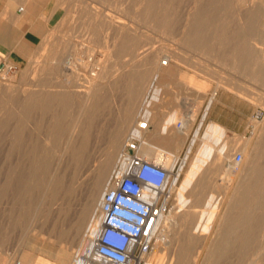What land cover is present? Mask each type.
Listing matches in <instances>:
<instances>
[{
    "label": "rangeland",
    "instance_id": "obj_1",
    "mask_svg": "<svg viewBox=\"0 0 264 264\" xmlns=\"http://www.w3.org/2000/svg\"><path fill=\"white\" fill-rule=\"evenodd\" d=\"M62 1H63L62 2V4H63V6H62L63 7V12H62V15H61V20L48 33V35L41 40V42L38 45L33 46V48L30 50L29 55L26 57V59L21 64L14 65L13 63H11L9 61V59H7L6 55L0 53V74L1 73L3 74V75H0V121H1L0 122V152H1V154H0V159H1L0 160V186H1V188H0V255L3 256V257H6L8 259H10L9 257L13 258L12 257V255H13L14 256V261L12 260L11 264H20L23 261L24 257H29V258L34 259V263H36L37 261H40V262H49L50 264H73L72 261H71V263H66V259H67L66 255L69 253L68 255L71 256L70 257V259H71V258L75 257V254L76 255L78 254L77 253L78 252L77 251V249H78L77 246H78L79 240L81 239L82 234H83V231H81L82 230L81 227L85 226V224H86L85 220H86V217H87V215H85L86 212L84 210V206L87 203H89L90 200H92V197L90 198L89 193H91L90 191L92 190V187L94 186V184H92V183L93 182L95 183V181H94L95 178L92 179L91 181H88V180L82 181V179H80V178L78 179V177L80 175H82V173H86V169H87L86 167L87 166H85V164H84L82 166H85V168L81 167L80 165L76 167L74 165V161L70 158L69 154H66V156L68 155V157L63 156L62 153H64L63 151H65V147L63 148L62 146H66L67 145V143H66L67 141L66 140H68V137L70 135H72V131L73 130H71V129H74L76 127V123H77L79 126L81 125L80 129L88 130V132L91 133L90 134V144H89L91 150H89V153L94 151V152H96L95 153L96 156H99V157L101 156L102 158L106 157V155L105 156H103V155H104V153L107 154L106 152H107V149H108V146H109L108 142H110V145H111V142L114 139V137L122 130L123 126H120V125H123V119L125 118V116L128 115L127 113L132 112L134 109L136 110V108L138 109L140 106L144 107V108H148L147 111L144 110L143 113H146V112L154 113L155 109L157 108V109L160 110V111L158 110V113H174V112L178 111L179 113H188L187 115H191L192 114V115H194V118L196 117L195 118V122H193L194 124L192 123L190 136L188 137V139L186 141V142L189 141L190 145L188 146V148H185L184 150H182L180 152V160L177 163V165L180 164V167H179V170H180L182 168L183 160H185V158H188V164L184 167L182 173L180 174V179H179V181L177 183V187L175 188L177 190L173 191V195H174L173 204H174V207H175L174 211H173V214H175L176 211H177L176 210V205H177V201H178V196L180 195V193L182 194L184 192H187L188 200L186 201V204L185 203L182 204L184 206L181 205V208L183 207V209L191 210L192 212L203 210V209H206V208H208V210H212L211 211L212 213H209V214H211V216H210L211 218H210V221L208 223L209 228L207 226L208 229H206L207 231L205 232L203 237H205V240H206L207 237L209 238L208 244L212 240L220 237L218 234H216V232L219 230L220 225L223 223L221 221L223 220V218L225 216L224 213H226L227 209H228V211H230L232 208H233V211H237V210L240 209L239 205H237V206L234 205L236 203V200H238L237 197L239 199L241 198L240 195L244 194L243 192H245V189H246L244 187L251 180L250 178H251L253 172L255 171L256 168H258V166L261 167V163L264 161V154H263L264 153V130H263L264 129V124H263L264 123V101H263L264 100V84H263L264 83V77H262V76H264V74L261 71H260L261 73L259 72V74H258V70H260V69L253 62V60L250 59V61H251L250 64H252V65H249V66L246 65L248 62H250L249 61V56H247L248 55V51L247 50H249V48L251 46H253V45L258 46L264 51V49H263L264 48V41H263L264 40V0H260V1L259 0H245V1L242 0L244 2V5H243L242 2L240 3L241 0H238L240 4H238L237 0H230V1L229 0H200V1L199 0H197V1H195V0H181V1L180 0H174V1L173 0H159V2L161 1L160 3L158 2V0H150L151 3H150L149 0H145V1L144 0H140L142 3L139 6L137 5L139 3L138 0L137 1L133 0L132 2L131 1L129 2V0H126V2L124 0H122V1L121 0H115L113 2H112V0H102V1L97 0L98 3H96V1H94V0H72V1L71 0H62ZM135 1H136V3H135ZM202 1H203V3H202ZM212 1H214L215 3L213 4ZM246 1L247 2L249 1V2L247 3ZM80 2H81V4H80L81 8H80V11H79L80 5L78 3H80ZM250 2H252L253 4L250 3ZM64 3H66V4H64ZM152 3L154 5H157V6H155L156 8H158L157 10L153 7L154 5ZM191 3H193V4H191ZM194 3H197V4H194ZM201 3L205 4L206 7H204L205 5H201ZM210 3H212L213 5L210 4ZM74 4L76 6L78 4V6L75 7ZM73 5H74V7H73ZM141 5H143V6H141ZM147 5L148 6L151 5L150 8ZM193 5H195V6L201 5L202 9L204 7L203 10L205 12L200 8V6L199 7L197 6L198 7L197 8V7L193 6ZM207 5L209 6L208 9H207ZM82 6H83V8H82ZM95 6H97V7H95ZM247 6H249V7L251 6V7L249 8ZM256 6H259V7H256ZM70 7H71V9H70ZM140 7H142V8L140 9ZM166 7H167V10H165ZM189 7H190V12L191 13L188 10ZM210 7L211 8L213 7L215 9V11H214L213 8H212L213 9L212 10ZM254 7H256V8L255 9H251V8H254ZM84 8H86L85 11H84ZM92 8L97 9L99 11V14L98 15L95 14V12H94L95 10L93 11ZM205 8H206V10L208 12L205 10ZM81 9H82V11H81ZM110 9H112V10H110ZM144 9H145L146 13L144 12ZM150 9H152L151 10L152 12L148 13V12H150ZM200 9L202 11V14H201ZM259 9H260L261 14L258 13L259 11H257ZM147 10H148V12H147ZM172 10H174V11H172ZM239 10L241 11V13H240ZM249 10L251 12H249ZM209 11H211L210 12L211 16H210ZM254 11H256V12H254ZM137 12H139V14ZM155 12H156V14H155ZM162 12L166 13L165 16H164V13H162ZM170 12L172 14L173 13L174 14L172 15ZM206 12H207V14H206ZM212 13H213L214 16L212 15ZM253 13H254L255 16L253 15ZM106 14L107 15L109 14L111 17H113L115 19H119L120 18L123 21H125L129 25L130 31H128L126 29L123 32H116L115 30L113 31V29H111L110 27L107 28V25H106L107 23L105 22L106 18H104V17L107 16ZM162 14H163V16H162ZM199 14H200V17H199ZM228 14H229V16H228ZM70 15H71V17H70ZM83 15H85V16H83ZM143 15H144V17H143ZM147 15L150 18L149 17L147 18L146 17ZM202 15L204 17H202ZM250 15H252V16H250ZM256 15H257V17H256ZM259 15H261V16H259ZM80 16H82L84 18H82V17L80 18ZM101 16H103V17L101 18ZM206 16H208V19L209 18L210 19L208 20L206 18ZM67 17H69V18L67 19ZM95 17H96V19H98V21H97L98 25H97V22L95 21L96 19H94ZM163 17H164V19H163ZM165 17H169L168 20ZM170 17H173V18H170ZM197 17H198L199 20H197ZM229 17L232 18V20ZM240 17H242L243 19L242 18L240 19ZM152 18H154V19H152ZM237 18H238V20H236ZM81 19L84 20L83 23H82ZM150 19H152V20H150ZM189 19H191V21ZM205 19H207V21H205ZM158 20H159V22H158ZM200 20H201V22L198 24V21H200ZM234 20H236V21H234ZM242 20H244V22ZM248 20H249V22H248ZM70 21H71V25L69 24ZM204 22H208L206 24L208 26H210L211 28L210 27L209 28L208 27L207 28L206 27H202ZM216 22L218 24L214 26L213 24H216ZM63 23H64V26H63ZM168 23L170 25L172 24V26L174 24V26H173L174 28H172V26H170ZM193 23L194 24L196 23L197 25L194 26ZM211 23H212V25H210ZM244 23H246L247 25L244 24ZM81 24H83V25H81ZM186 24L188 26L191 24L190 25L191 27L190 26L188 28L185 27L184 25H186ZM206 24L204 23V25H206ZM257 24H258V26H257ZM78 25H79L80 28L76 27ZM94 25H96V27ZM160 25H162V26L160 27ZM93 26L95 28V32H93L94 31V28H92ZM100 26L102 27V29H101ZM165 26H167V27H165ZM168 26H170V27H168ZM66 27H68V30H67ZM162 27H163V29H162ZM183 27L186 28V29L183 30L184 29ZM194 27L197 28L198 31L199 30H201V31H199V33H198V31H196V29ZM220 27H221V30H220ZM255 27H256V29H255ZM65 28H66V31H65ZM89 28L90 29L92 28L93 30L92 29L90 30ZM104 28L108 29V31L111 29L110 30L111 33L107 32V30H105ZM167 28L168 29L172 28V29H169L170 31H168ZM176 28H177V30H176ZM205 28L208 29V30L210 29V30L209 31H207V30L205 31ZM160 29H162L163 33H161ZM165 29H167V30H165ZM73 30H75V31H73ZM163 30H165V31H163ZM172 30L173 31L175 30L174 33H172L173 32ZM182 30L183 31H188L186 33H190L191 32L190 34H192V35H190V34L188 35L185 32H184L185 33L184 34L182 32ZM211 30H212V32H211ZM216 30H217V32H216ZM230 30L231 31L234 30V31L231 32ZM63 31H64V33H63ZM86 31L89 34L86 33ZM101 31H103V32H101ZM167 31L170 32L171 34L169 35V33ZM192 31L193 32L195 31V33H193ZM226 31L228 32V34H230L229 36L227 35ZM53 32H55V33H53ZM91 32H93L94 36L98 35L97 36L98 38L95 37L96 40H95L93 34H90ZM124 32H125V34H124ZM164 32L166 34H164ZM74 33H76V35H77L76 37L77 38L75 37ZM108 33H109V35H108ZM127 33H128V37L129 38L126 36ZM182 33L184 34V36H182ZM53 34H55L57 37H55V35H53ZM84 34L86 35L87 38L85 37ZM117 34L118 35L120 34L122 36L119 35L120 36V38H119V36L117 37ZM132 34L135 37L132 36ZM198 34H199V36H198ZM206 34H208L207 37H206ZM69 35H70V37H69ZM73 35H74V39H72ZM89 35H91L92 37L91 36L89 37ZM99 35H100V37H99ZM103 35L106 38V39L103 38L105 40V42H104L103 39H101V36L104 37ZM202 35L204 37V40H202L203 38H201ZM225 35H226V37H225ZM71 36H72V38H71ZM81 36H83V37H81ZM189 36H191L190 39L192 37L193 38L191 40H189L188 39ZM215 36L219 37V40L221 41V43H220L219 40H217V38ZM244 36H246V37H244ZM252 36H253V38H252ZM58 37L61 38V39H62V37H64L65 39L63 38L62 39L63 41H61V39H59ZM126 37L132 42L131 44H130V42L126 41L127 40ZM195 37H197V39ZM210 37H211V39H210ZM49 38H50L51 41H47V40H49ZM55 38L59 39V40H56ZM182 38H184L186 40V42ZM82 39L83 40L85 39V40L83 41ZM116 39L118 41V44L116 43ZM131 39H135V41L131 40ZM198 39H199V41H196ZM86 40H87V42L88 41L90 42V46H89V42L87 43ZM91 40H92V42H91ZM106 40H107V42H106ZM181 40H183V41H181ZM209 40H210V42H209ZM214 40L216 42L218 41L217 42L218 44L216 42H214ZM222 40H224V44H226V46L223 44ZM229 40H232V41L230 42ZM57 41H59L60 43H58ZM188 41L191 44H192V41H193V44L190 45L188 43ZM194 41L196 42L197 46L195 45ZM204 41H206V42H204ZM212 41L214 43H216V44L212 43ZM239 41L243 42L244 44L240 43ZM49 42H51V43H49ZM68 42H69V44L67 46ZM102 42H103V44H102ZM125 42H127V43H125ZM137 42H138V44H137ZM203 42H204V44L206 43L205 44V48H207V50L204 49V44H202ZM233 42H234V44H233ZM46 43H47V45H46ZM56 43H58V44H56ZM71 43L72 44L74 43V44L72 45ZM113 43L117 44V45L115 46ZM183 43H186V45H183ZM208 43H210V44H208ZM251 43H253V44H251ZM256 43H258V44H256ZM48 44H51V45L49 46ZM53 44H54V46H55V44L58 45L59 48L57 47V49H59L60 51L62 49L65 52V53H63L61 51L62 52L61 53V52H59V50H57L60 53V55L58 53L57 58H59V56H62V54L64 56H66V57H67V55L68 56L71 55L70 58H68V57L67 58L70 61L74 58L75 61L72 60V62L75 63V64L79 62L78 59L80 57H82V56H83L82 58H84L86 62H88L90 64L92 63V65L94 63L99 64V61H102L105 58L107 59V58L110 57L111 58L110 61H112L111 63L109 62V66L111 68L110 71H112L110 73H113V74H111V78H113V77L115 78L117 76L118 77L115 78V79H112V80H110L111 78H109L107 80L108 83H107V81L105 82L108 85L104 83L105 87L103 86V88L104 89L106 88L105 89L106 91L102 88V90H101L102 93H100L95 99H93L92 101H90V103H88L89 109L87 108L88 105L84 101V99L81 100V98H78V99L76 98V99L70 101V104L68 103L69 105L67 104V106H68L67 109L69 111L66 109V106L64 107L65 110H63V108H61V114L63 115L62 116L60 114L61 117H60V115H58L59 113H50V112L49 113H47V112L42 113V116H41V113L39 112V109L37 110L38 112L36 111V109H34L32 111V113H24L25 109H24V105L22 104L23 103V95H22L23 94V90L22 89L26 87L25 85H27L30 82H33L34 79L35 80L37 79L38 81H47L46 79H48L49 82H53V83H57V81L60 80V79L57 78L56 71L53 70V72H52V70H49L50 69L49 68L48 70H46L47 73L45 71L42 74V71L40 69H38L39 66L35 67L36 63L40 62V60H41V62L42 61L44 62L49 57H52V54H53V53H51L52 50H53L52 52H56V46L53 47ZM59 44H61V45H59ZM95 44H97L99 46H97V45L95 46ZM125 44H128V46H126ZM220 44H221V46H220ZM228 44H230V45L232 44L231 46H233V47L231 48V46H229ZM42 45H43L44 48L42 47ZM62 45H63V47L65 45L64 49H68L67 53H66V50L63 49ZM70 45L72 47L75 45V49H74V47L72 48ZM102 45L104 47H100ZM108 45L110 47H108ZM124 45L126 47L125 50H124ZM218 45H219V47H217ZM241 45H244L245 49H243L244 47L241 46ZM45 46H47V47L45 48ZM84 46H85V48H84ZM86 46H88V47H86ZM113 46H115L116 49H114L115 47H113ZM119 46H120V48H119ZM201 46H202V49H204L206 52L204 50H203L204 52H202ZM207 46L208 47L209 46L212 47V49L209 48V50H208ZM224 46L225 47L229 46L230 48H226L227 49L226 50ZM246 46H248L247 50H246ZM76 47L78 48V52L76 50L77 49ZM98 47H99L100 50L98 49ZM213 47L214 48L217 47L218 50L217 49L214 50ZM87 48H89V49H87ZM118 48L121 49V51ZM122 48H123L124 52H123ZM131 48H132L131 51L135 50L134 54H133V52L129 51ZM173 48H174V50L176 48V50H175L176 52L173 51ZM223 48L225 50V51L223 50V52H225V53L228 52L227 55L225 53H223V52L222 53L224 55L221 53V51H222L221 49H223ZM235 48H236L237 51H240V49H241V51L240 52H237V51L235 52ZM69 49H71V51ZM82 49H83V52H82ZM196 49H198V50H196ZM228 49H230V50L232 49V51L233 50L234 51L230 53ZM212 50H213V52H212ZM106 51H108V52H106ZM113 51H115V52H113ZM125 51H126V53H125ZM128 51H129V53H128ZM158 51H159V53L162 56V59H160L161 62L159 61L160 64H159V62L158 63H154L153 62V61H155V59H154L155 54ZM161 51H162V53H161ZM208 51H210L211 53H209ZM245 51L247 52L246 53L247 55H245ZM69 52H71L72 54L69 53ZM97 52L102 54V55L98 54ZM102 52L105 53V54H103ZM109 52H110L111 56L108 54ZM122 52H123V54H122ZM141 52L142 53L144 52L143 56L146 57V58H143L144 60L142 59L143 56L141 55L142 54ZM179 52H181V53H179ZM207 52L209 53V56H208ZM217 52H218V54H217ZM234 52L237 53L238 55L235 54V55L232 56V54H234ZM88 53H90L89 55H90L91 58H88L89 57L87 55ZM112 53H116V54L114 55ZM146 53L148 55H145ZM240 53H241V55H239ZM36 54H39L42 57V59H41V57L39 55H36ZM79 54H81V55H79ZM97 55L98 56L100 55L99 58H98ZM112 55H114L113 58L117 55L115 57L117 59L113 60L112 59ZM119 55H120V57H122V55H123V57L120 58ZM36 56H37V58L39 57L40 60L38 58V61H37ZM43 56H45L46 58H44ZM64 56H62V57H64ZM94 56L95 57L97 56V57L95 58ZM134 56L137 58V60H136V58ZM138 56H140V57H138ZM213 56H215V57L213 58ZM226 56H228L229 58H227ZM234 56H236V58H238L239 60H242V61H239L238 59H234L233 58ZM242 56H243V59H242ZM86 57H87V59H86ZM177 57L178 58L181 57V58L178 60ZM138 58L141 59V62H143V63H141ZM225 58L229 59L231 61L226 60ZM231 58H233L234 60L231 59ZM118 59H119V62L116 61ZM145 59H147V60H145ZM236 60H237V64H236ZM137 61H139V62H137ZM164 61L168 62L167 66L162 65ZM224 61H226L229 65L227 63H225ZM243 61H245V62H243ZM136 62H137V64H143V65H145V63H147L145 65L146 69H144L143 65H140V66H143V67L141 69H138L139 70L138 71L137 68H139L140 66L139 67H138V65L136 66ZM233 63H235V67H233V68H236V70L232 68V66H234ZM148 64H150V66ZM157 64H159V65H157ZM225 64H227V65L225 66ZM38 65H41V64L38 63ZM113 65L117 68V70H119L118 71L119 72L118 75H117V70H116V68ZM155 65H157L158 68H156L157 66H155ZM239 65H240V67H239ZM123 66H126V67L124 68ZM159 66L163 70L160 69ZM250 66H252V67H250ZM150 67L152 69H154L156 71V73ZM245 67H247V69H249V67H250V69L252 68V70L249 69L250 73L248 72L247 69H244ZM113 68L115 69L114 72H113V70H114ZM129 69H131V70H129ZM157 69H160V70L158 71ZM237 69H238L239 73L236 72ZM37 70H39L38 72L42 76L38 72H36ZM132 70H134L136 72L134 73V71H132ZM161 70H162V72H161ZM245 70H246V72H245ZM141 71H142L143 75L140 76L139 74H141L140 73ZM243 72H244V75H243ZM38 74L41 76V78H40V76H38ZM49 74H50L51 77L53 75V77L51 78L49 76ZM150 74L152 76H150ZM154 74H157V78L152 79V77H154ZM255 74L259 75V79H258V77H256ZM145 75L146 76L148 75V77L146 79H145V77H146ZM43 76L45 78H43ZM134 76H136V77L139 76V77H142L144 79L140 80V78L138 77L139 81H137L138 79L136 77H134ZM143 76H145V77H143ZM181 77H183V78L181 79ZM39 78L41 80H39ZM56 78H57V80H56ZM135 78H136V80H134ZM54 79H55V81H54ZM147 79H148V81H147ZM131 81H132V83H131ZM137 82L138 83L140 82L141 85H140V83L137 84ZM192 82H194V83H192ZM109 84H110V86H109ZM133 84H134V88L135 89H132ZM6 85H7V87H6ZM219 85H221V87ZM198 86L199 87H203V89L199 90ZM8 87L11 88L12 92H10L11 90L9 91V93L7 92L8 89H9ZM205 89H208V90L206 91ZM241 89H242V91H241ZM2 90H4V91H2ZM134 90L137 91V92H135ZM130 91H132L133 94L132 93L131 94L134 95V97L136 95V97H135L136 101H135V99H131L132 95L130 94ZM134 92L136 94H134ZM215 92H216L215 98L212 100V96L214 95ZM103 93H104V96H103ZM204 93H207V95H206L207 97H205V99L203 101H201L200 98H201V96L203 97L202 94H204ZM100 95L103 96V97H101L102 99L99 98ZM193 95H195V96H193ZM129 101H130V105H129ZM96 102H101V103L98 104ZM133 102L136 103V104H133ZM214 102L215 103H219V102L221 103V105L218 106L215 109V113H229V112L232 113V111H234L236 113V115H237L235 120L238 123L241 121L242 115H247V119H245L247 121V123H248V131H247V133L246 134H232V133L231 134H227V130L224 127L220 126V125H219V127H220L221 130L225 129L224 131H226V135L221 134L220 133L221 130H219V129L216 130L215 132H213L211 134V136L208 133V128H207L206 133H205L206 126L208 124H210L211 121L208 118L207 122L205 123V126L203 128V124H204V121L206 119L207 113L204 114V117H203L202 122L200 123V125H199V122H198V118H199L198 117V113H201L200 111L206 108L207 103H208V109H209ZM95 103L98 106L101 104V106H99L100 108H98V106ZM94 104H95L96 108H95V106L93 107ZM75 105H77V106H75ZM124 105L126 107H124ZM131 105H134V106L132 107ZM129 106H130V109H129ZM76 108L78 109V111H77ZM93 108H94V110H92ZM124 108H126V109L123 110ZM82 111L84 113H81ZM94 111H97V112L94 113ZM23 114H24V116H23ZM25 114H26V116H25ZM75 114H77V115H75ZM97 116H99V117L97 118ZM83 117H84V119H83ZM122 117H123V119H122ZM57 118H58V120H57ZM59 118H61V119L59 120ZM75 119H76V121H75ZM79 119H80V121H78ZM117 120H118V123H117ZM59 121L60 122L62 121V122L60 123ZM88 121L91 122V123H89ZM170 121L171 120H169L167 122L166 126H164L163 128L165 130L168 129V128H176V129L179 130V127H178V125L176 123V121H179V118L178 119H173L171 122ZM44 122H46V123H44ZM57 122L60 125L57 124L58 125L57 126L56 125ZM257 123H259V124H257ZM255 125L257 126L256 128H255ZM3 126H5V127H3ZM56 126L58 127L59 131H55V129H57V128H55ZM118 126L121 127V128H119V131L117 130ZM202 128H203V130H202ZM17 129H18V131H17L18 132L17 133L18 134L17 135L18 139L14 138V141H15L14 142L13 141V137H11V139H10V137L8 136V131L17 130ZM61 129L63 131L64 130L66 131V132L64 131L65 134H62V130ZM260 129L263 132L260 131ZM51 130H53V131H51ZM115 130L118 131L117 134L115 133ZM201 130H202V132H201ZM54 131L55 132H59V133L55 134ZM111 132L114 135L115 134L116 135L115 136L112 135ZM260 132H262L261 135H259ZM208 134H209V136H208ZM56 135L58 136V138H57ZM61 135L63 137H61ZM258 135H259V137L261 136L262 138L261 137L259 138ZM64 136L66 137V139H63V138H65ZM154 136L157 138L159 135H154V132L151 133L148 136V142L149 143L151 141L150 138L152 139V137H154ZM210 137L215 139L216 140V144H218V146H220V147L223 146L224 148H226V147L229 146L228 147L229 148L228 154H229V157H230L229 158L230 162L229 161H224L223 164H220L217 161H213V162H211L212 164H209L207 166L208 168L205 169L206 171L204 169H203L204 171L203 170L202 171H198V172L196 171V174L192 172L194 179L192 178V175H189V179H188L189 182L188 181H184V180H186V178H188L187 173L191 172L192 166L196 165V163H194V165H193V162H196L195 161L196 158L199 155H201V153L204 152V149H205L204 147L207 146V142H206L207 138H210ZM9 140H10V142H8ZM11 140H12L13 144H12ZM21 140H22V143H20ZM246 140H247V143L245 144ZM248 141L250 143H248ZM51 143H52V145H51ZM76 143L74 142V145H76ZM163 143H165V146H166L165 149L170 150V149H172V146L174 145V140L171 137V135L168 134L164 138ZM256 143H257V146L255 145ZM259 143L260 144L262 143V144L259 145ZM8 144H10V145H8ZM36 144H37V146H36ZM247 144H248V146H246ZM27 145H29V146H27ZM57 145H58L59 148L57 147ZM258 145H259L260 148L258 147ZM25 146H26V148H25ZM244 146H245L246 149L244 148ZM8 147L10 148V153L13 156L10 153H9L10 155L8 154ZM16 147H17V149H16ZM29 147H30V149H29ZM27 148H28V150H27ZM37 148H39L40 150L37 149ZM48 149H50V150H48ZM61 149H62V151H61ZM261 149H263V150H261ZM38 150H39L40 153L38 152ZM41 150H42V152H41ZM257 150H259L258 151L259 153L257 152ZM126 151H127V148L125 149V152ZM237 153H241L243 155V162L240 165H235L234 164V158H235V155ZM91 154L93 155V153H91ZM20 155H22V156H20ZM95 155H93L94 157L91 156V158H95ZM45 156H47V157H45ZM61 157L63 158L62 159L63 161L62 160L60 161ZM37 158H38V160H40V161H38V163L36 162ZM64 159L66 161H68V162L64 161ZM9 160H11L10 163H8ZM41 160L42 161L46 160V162L48 161L47 162L48 166H46L47 170L41 168V164H40ZM69 160H71V162ZM15 163H16V165H15ZM62 163H64V164L62 165ZM59 164H60V166H59ZM207 164H208V162H207ZM67 165H68V167H67ZM117 165H116L117 168L115 167V170H114L115 173H114L113 177L110 179V182H109L110 184H108L107 190L110 188L113 178L117 175L118 170H119L120 165H121V162L117 163ZM11 167H12V169H11ZM58 167H60V168H58ZM61 167L63 169H61ZM65 167H67V168H65ZM230 167H232V168H230ZM64 168H65V170H68V171L64 172L65 171ZM76 169L78 170V174H77ZM10 170L13 171V172L11 173ZM62 170H63V172H62ZM52 171H54V173L55 172L56 173L54 174ZM60 171L62 173H64V174H66V175H69V176L70 175L71 176L79 175V176H77V178H75V179L73 178L74 180L72 178L71 179H69V178L66 179L64 181L65 183L63 182L62 185H59L61 187H59V186H57V181H55L56 179H55L54 176L56 174H60L61 173ZM193 171H194V169H193ZM227 171H228V176H227L228 178L226 179L225 174H226ZM248 171H249V173H248ZM18 172H19V174H18ZM201 172H203V173H201ZM251 172H252V174H251ZM10 173H11V175H10ZM41 174H42V176L45 175V176H43L44 178H42ZM52 174L54 176H52ZM199 174H202V175L199 176ZM243 174H246V175L244 176ZM248 174H251V175H248ZM260 175H261V177H263L262 174H260ZM247 176L250 177V178H248ZM245 177H246V180L249 179L248 182H245L247 184H244V180L243 179ZM190 178L194 182H192V180H190ZM263 178H262V180H264ZM8 179H10V180H8ZM11 180H12V182H10ZM77 180L78 181L80 180V181L78 182ZM20 181H24V182H20ZM238 181H240V182H238ZM184 182H186V183L188 182L186 188L189 187L191 189H189V188L186 189L185 188L186 190L184 189L185 191L183 192L182 188L184 187V185H186V183H184ZM45 183H47V184H45ZM240 183H241V185L243 184L244 187L243 186L240 187ZM55 184H56V187L54 186ZM72 185H74V186H72ZM190 185H191V187H190ZM192 186H194L195 188L192 187ZM12 187H13V190H12ZM238 188H240V189H238ZM241 189H243V191ZM107 190L105 192H107ZM14 194H16V196ZM103 194H105V193H103ZM196 194H198V195L196 196ZM237 195H239V196H237ZM194 196H195V198H194ZM207 199L208 200L210 199V202L208 201L209 204L211 203V199H212V203L213 202L214 203L213 204L211 203V205L207 206V204H208V202H206ZM261 199L263 200V203L261 201V204L264 205V195H262ZM199 200H200V202H199ZM256 202L257 203L254 202L255 205L254 204L253 205L257 206V207H253L254 208L253 210L256 209L254 212H257V213H254L253 217L255 215H257V217H254V218L255 219L258 218L257 220H259V221L253 219V223L256 224V225H254L253 223H252V225L257 226V224H258L261 227L262 226L261 223H263L262 227H264V222H263L264 221V217H263L264 216V213H263L264 212L263 211L264 210V206L263 205L261 206L260 204H258L259 203L258 201H256ZM203 203H204V205L202 206ZM32 204H33V206H32ZM228 205H229V207L231 206L232 208L230 209L229 207H227ZM213 206H214V208H213ZM234 206L237 207V208H235ZM15 209H17V210H15ZM260 209H262V210H260ZM258 210H260V211H258ZM13 212H15V213H13ZM17 213H18V215H17ZM181 213H179V217L183 214V213L182 214ZM258 213H259L260 217L263 218V220L261 219L262 221L259 219ZM193 214L194 213H192V215ZM196 214L197 213H195L194 215H196ZM200 216H201V213H200ZM22 218H23L24 222H22ZM189 222L187 223V230H184V232H186V231L188 232V227L193 225V223H191V220ZM196 225H197V223H196ZM262 227L260 229H262ZM169 230L170 229H168L166 231V235H167V240L170 241V238L172 237L171 235H172L173 232H172V229L170 231ZM61 231L64 232V235L62 234ZM257 231H258L259 234L256 232L257 236H255V237H258V235H260V234H261L260 235L261 237L264 236L263 235L264 234V229L260 230L261 232L263 231L262 233H260L259 230H257ZM162 233L163 232L161 230V234ZM169 233L171 235H169ZM186 235H187V233H186ZM161 237H163V236H161ZM261 237H260V239L258 238V240H257L258 244H259L260 241H262V242H260L259 245L264 244V239L262 240ZM62 238H64V239H62ZM184 239H185V237H184ZM202 239H204V238H202ZM201 241L203 242L204 240H201ZM168 243H170V242H168ZM262 246H264V245H262ZM159 247L163 248L164 245H159V246H156L155 248L158 249ZM154 249H153V251H154ZM66 250H68L67 253H66ZM211 250L212 249L210 248V251ZM208 252H209V250L208 251H204L201 259L199 260V264L203 263L202 261H204L205 255L207 256ZM14 253H15V255H14ZM73 253H75V254L73 255ZM151 254L147 258L148 260L150 259ZM61 255H64V256H61ZM226 257L227 258H225V256L222 259L220 258L219 261H215L214 260L215 262L214 261L210 262V264H217V263H219V264H235L236 263L235 257L232 258V256H231V258H230L229 255H226ZM262 258H264V257H262ZM226 259H228V260L226 261ZM263 263H264V261H263Z\"/></svg>",
    "mask_w": 264,
    "mask_h": 264
},
{
    "label": "bare ground",
    "instance_id": "obj_2",
    "mask_svg": "<svg viewBox=\"0 0 264 264\" xmlns=\"http://www.w3.org/2000/svg\"><path fill=\"white\" fill-rule=\"evenodd\" d=\"M72 1V0H71ZM94 1H96V3H98L97 2V0H94ZM100 1H102V0H100ZM113 1H115V0H112V2ZM122 1V0H121ZM125 2H126V0H124ZM123 1V2H124ZM132 2L133 0H129V2ZM137 1V0H136ZM136 1H135V3H136ZM145 1V0H144ZM150 1V0H149ZM174 1V0H173ZM181 1V0H180ZM195 1H197V0H195ZM200 1V0H199ZM230 1V0H229ZM238 1V0H237ZM245 1V0H244ZM260 1V0H259ZM258 1V2H259ZM79 2V1H78ZM128 2V1H127ZM138 6L142 3L140 0H138ZM147 2V1H146ZM154 2V1H153ZM158 2H159V0H158ZM161 2V1H160ZM159 2V3H160ZM176 2V1H175ZM193 2V1H192ZM206 2V1H205ZM217 2V1H216ZM228 2V1H227ZM243 3V5H244V2L241 0L240 1V3ZM247 2V1H246ZM249 2V1H248ZM247 2V3H248ZM253 2V1H252ZM252 2H250V3H252ZM67 3V2H66ZM66 3H64V4H66ZM73 3V2H72ZM77 3V2H76ZM115 3V2H114ZM134 3V2H133ZM150 3H151V1H150ZM158 3V4H159ZM178 3V2H177ZM202 3H203V1H202ZM201 3V5H205V4H202ZM212 3L214 4L215 2L214 1H212ZM212 3H210V4H212ZM219 3V2H218ZM239 3V1H238V4H240ZM249 3V4H250ZM254 3V2H253ZM252 3V4H253ZM79 5L81 4V2L80 3H78ZM78 4H77V6H78ZM109 4V3H108ZM112 4V3H111ZM110 4V5H111ZM124 4V3H123ZM147 4V3H146ZM153 4V3H152ZM156 4V3H155ZM175 4V3H174ZM191 4H193V3H191ZM194 4H197V3H194ZM207 4V3H206ZM212 4V5H213ZM217 4V3H216ZM226 4V3H225ZM228 4V3H227ZM256 4V3H255ZM75 5V4H74ZM74 5H73V7H74ZM85 5V4H84ZM100 5V4H99ZM149 5V4H148ZM147 5V6H148ZM154 5V4H153ZM165 5V4H164ZM201 5H199L200 6V8H201ZM211 5V6H212ZM224 5V4H223ZM231 5V4H230ZM76 5H75V7H77ZM116 6V5H115ZM114 6V7H115ZM141 6H143V5H141ZM151 6V5H150ZM150 6H148L149 8H150ZM155 6H157V5H154L153 7L157 10L158 8H156ZM159 6V5H158ZM167 6V5H166ZM193 6H195V5H193ZM198 6V5H197ZM197 6H195V7H197ZM198 6V7H199ZM217 6V5H216ZM232 6V5H231ZM240 6V5H239ZM254 6V5H253ZM85 7V6H84ZM88 7V6H87ZM95 7H97V6H95ZM145 7V6H144ZM173 7V6H172ZM197 7V8H198ZM203 7V6H202ZM204 7H206V5L204 6ZM204 7H203V9H204ZM208 5H207V9H208ZM247 7H249V6H247ZM251 7V6H250ZM249 7V8H250ZM256 7H259V6H256ZM256 7H254V8H251V9H255ZM263 7V6H262ZM80 8H81V5H80V7H79V11H80ZM82 8H83V6H82ZM91 8V7H90ZM106 8V7H105ZM118 8V7H117ZM138 8V7H137ZM142 7H140V9H141ZM152 8V7H151ZM192 8V7H191ZM194 8V7H193ZM211 8V7H210ZM213 8V7H212ZM211 8V9H212ZM230 8V7H229ZM241 8V7H240ZM70 9H71V7H70ZM85 9L86 8H84V11H85ZM93 9V11L95 12V14H99V11L97 10V9H95V8H92ZM119 9V8H118ZM148 9V8H147ZM153 9V8H152ZM152 9H150V12H148V10H147V12L148 13H151L152 11ZM195 9V8H194ZM202 9V8H201ZM201 9H200V11H201ZM202 9V10H203ZM214 9V8H213ZM212 9V10H213ZM223 9V8H222ZM239 9V8H238ZM250 9V10H251ZM110 10H112V9H110ZM132 10V9H131ZM161 10V9H160ZM165 10H167V7H166V9ZM164 10V11H165ZM189 12H190V7H189ZM193 10V9H192ZM205 10H206V8H205ZM211 10V11H212ZM217 10V9H216ZM221 10V9H220ZM242 10V9H241ZM249 10V12H251ZM81 11H82V9H81ZM90 11V10H89ZM92 11V12H93ZM106 11V10H105ZM162 11V10H161ZM170 11V10H169ZM168 11V12H169ZM172 11H174V10H172ZM199 11V10H198ZM197 11V12H198ZM204 11V10H203ZM207 11V10H206ZM211 11H209V13L211 12ZM214 11H215V9H214ZM234 11V10H233ZM238 11V10H237ZM240 11V10H239ZM248 11V10H247ZM246 11V12H247ZM257 11H259L258 13H260L261 14V12H260V9L259 10H257ZM70 12V11H69ZM73 12V11H72ZM75 12V11H74ZM91 12V13H92ZM101 12V11H100ZM144 12H145V9H144ZM154 12V11H153ZM167 12V13H168ZM195 12V11H194ZM205 12V11H204ZM208 12V11H207ZM207 12H206V14H207ZM217 12V11H216ZM221 12V11H220ZM228 12V11H227ZM232 12V11H231ZM254 12H256V11H254ZM263 12V11H262ZM76 13V12H75ZM86 13V12H85ZM84 13V14H85ZM103 13V12H102ZM138 14H139V12H137ZM146 13V12H145ZM162 13H164V12H162ZM171 13V12H170ZM191 13V12H190ZM225 13V12H224ZM229 13V12H228ZM240 13H241V11H240ZM69 14V13H68ZM74 14V13H73ZM105 14V13H104ZM124 14V13H123ZM136 14V13H135ZM144 14V13H143ZM155 14H156V12H155ZM154 14V15H155ZM165 14L166 13H164V16H165ZM172 14V13H171ZM174 14V13H173ZM172 14V15H173ZM201 14H202V11H201ZM235 14V13H234ZM239 14V13H238ZM252 14V13H251ZM107 15V14H106ZM151 15V14H150ZM153 15V16H154ZM169 15V14H168ZM167 15V16H168ZM209 15V14H208ZM212 15H213V13H212ZM217 15V14H216ZM233 15V14H232ZM243 15V14H242ZM247 15V14H246ZM249 15V14H248ZM253 15H254V13H253ZM74 16V15H73ZM72 16V17H73ZM83 16H85V15H83ZM95 16V15H94ZM104 16V15H103ZM103 16H101V18L103 17ZM152 16V15H151ZM156 16V15H155ZM162 16H163V14H162ZM195 16V15H194ZM210 16H211V13H210ZM214 16V15H213ZM212 16V17H213ZM219 16V15H218ZM217 16V17H218ZM228 16H229V14H228ZM250 16H252V15H250ZM255 16V15H254ZM259 16H261V15H259ZM70 17H71V15H70ZM75 17V16H74ZM82 16H80V18H81ZM143 17H144V15H143ZM147 18L149 17L148 15L146 16ZM177 17V16H176ZM188 17V16H187ZM199 17H200V14H199ZM202 17H204L203 15H202ZM201 17V18H202ZM231 17V16H230ZM229 17V18H230ZM247 17V16H246ZM256 17H257V15H256ZM69 17H67V19H68ZM82 18H84V17H82ZM86 18V17H85ZM88 18V17H87ZM92 18V17H91ZM104 18H106V20H105V22L107 23L106 25H107V28L108 27H110L111 29H113V31L115 30L116 32H123L124 30H128V31H130V28H129V25L125 22V21H123L122 19H115V18H113V17H111L109 14L106 16V17H104ZM150 18V17H149ZM165 18H167V20H168V18L169 17H165ZM170 18H173V17H170ZM192 18V17H191ZM200 18V19H201ZM206 18L208 19V16H206ZM242 17H240V19H241ZM263 18V17H262ZM261 18V19H262ZM75 19V18H74ZM94 19H96V17L94 18ZM152 19H154V18H152ZM152 19H150V20H152ZM159 19V18H158ZM163 19H164V17H163ZM188 19V18H187ZM186 19V20H187ZM195 19V18H194ZM207 19H205V21H207ZM210 19V18H209ZM208 19V20H209ZM231 20H232V18H230ZM243 19V18H242ZM246 19V18H245ZM244 19V20H245ZM248 19V18H247ZM66 20V19H65ZM70 20V19H69ZM68 20V21H69ZM72 20V19H71ZM76 20V19H75ZM78 20V19H77ZM82 20V23L84 22V20L83 19H81ZM101 20V19H100ZM156 20V19H155ZM166 20V19H165ZM164 20V21H165ZM171 20V19H170ZM190 21H191V19H189ZM197 20H199L198 19V17H197ZM202 20V19H201ZM201 20L200 21H198V24L201 22ZM236 20H238V18L236 19ZM236 20H234V21H236ZM244 20H242L243 22H244ZM252 20V19H251ZM67 21V22H68ZM73 21V20H72ZM94 21V20H93ZM92 21V22H93ZM96 22L98 21V19H96L95 20ZM163 21V20H162ZM212 21V20H211ZM224 21V20H223ZM241 21V22H242ZM133 22V21H132ZM158 22H159V20H158ZM169 22V21H168ZM210 22V21H209ZM225 22V21H224ZM248 22H249V20H248ZM252 22V21H251ZM136 23V22H135ZM152 23V22H151ZM164 23V22H163ZM170 23V22H169ZM168 23V24H169ZM191 23V22H190ZM205 24L206 23H208V22H204ZM204 23H203V26L202 27H210V26H208L207 24V26L206 25H204ZM229 23V22H228ZM254 23V22H253ZM67 24V23H66ZM65 24V25H66ZM70 25H71V21H70V23H69ZM74 24V23H73ZM86 24V23H85ZM88 24V23H87ZM95 24V23H94ZM100 24V23H99ZM189 24V23H188ZM194 24V23H193ZM218 23L216 22V24H213L214 26L215 25H217ZM223 24V23H222ZM226 24V23H225ZM243 24V23H242ZM244 24H246V23H244ZM252 24V23H251ZM81 25H83V24H81ZM93 25V24H92ZM97 25H98V22H97ZM109 25V26H108ZM141 25V24H140ZM146 25V24H145ZM144 25V26H145ZM158 25V24H157ZM165 25V24H164ZM170 25V24H169ZM187 25V24H186ZM186 25H184L185 27H189L188 25L186 26ZM195 25H197L196 23L194 24V26ZM210 25H212V23L210 24ZM224 25V24H223ZM247 25V24H246ZM253 25V24H252ZM251 25V26H252ZM63 26H64V23H63ZM91 26V25H90ZM89 26V27H90ZM95 27H96V25H94ZM94 26L92 27V28H94ZM102 26V25H101ZM100 26V27H101ZM162 25H160V27H161ZM170 26H172V24L170 25ZM170 26H168V27H170ZM173 26H174V24H173ZM172 26V28H174ZM220 26V25H219ZM225 26V25H224ZM233 26V25H232ZM257 26H258V24H257ZM59 27V26H58ZM69 27V26H68ZM68 27H66L67 28V30H68ZM71 27V26H70ZM75 27V26H74ZM76 27H79V25L78 26H76ZM86 27V26H85ZM104 27V26H103ZM106 27V26H105ZM156 27V26H155ZM165 27H167V26H165ZM191 27V26H190ZM217 27V26H216ZM66 28H65V31H66ZM72 28V27H71ZM80 28V27H79ZM91 28V29H92ZM129 28V29H128ZM172 28H169V29H172ZM184 28V27H183ZM195 28V27H194ZM205 28V31L207 30V31H209L208 29H206ZM211 28V27H210ZM213 28V27H212ZM87 29V28H86ZM90 29V28H89ZM90 29V30H91ZM97 29V28H96ZM101 29H102V27H101ZM105 29V28H104ZM110 29V30H111ZM162 29H163V27H162ZM162 29H160L161 30V33H163L162 32ZM168 29V28H167ZM167 29H165V30H167ZM168 29V31H170ZM186 28H184L183 30H185ZM196 29V31H198V29L197 28H195ZM200 29V28H199ZM202 29V28H201ZM215 29V28H214ZM227 29V28H226ZM255 29H256V27H255ZM59 30V29H58ZM82 30V29H81ZM85 30V29H84ZM89 30V31H90ZM93 30V29H92ZM105 30H107V32H109V33H111L110 32V30L108 31V29H105ZM159 30V31H160ZM165 30H163V31H165ZM176 30H177V28H176ZM182 30V32L184 33H186V32H188V31H183ZM203 30V29H202ZM213 30V29H212ZM212 30H211V32H212ZM218 30V29H217ZM217 30H216V32H217ZM220 30H221V27H220ZM225 30V29H224ZM247 30V29H246ZM73 31H75V30H73ZM97 31V30H96ZM139 31V30H138ZM167 31V32H168ZM173 31V30H172ZM175 31V30H174ZM174 31L172 32V33H174ZM199 31H201V30H199ZM199 31H198V33H199ZM231 31V30H230ZM234 30H232L231 32H233ZM93 32H95V28H94V31ZM93 32H91L90 34H93ZM99 32V31H98ZM101 32H103V31H101ZM106 32V31H105ZM127 32V31H126ZM193 32V31H192ZM215 32V31H214ZM53 33H55V32H53ZM63 33H64V31H63ZM67 33V32H66ZM79 33V32H78ZM85 33V32H84ZM86 33H88L87 31H86ZM85 33V34H86ZM109 33H108V35H109ZM131 33V32H130ZM169 33V35L171 34L170 32H168ZM167 33V34H168ZM182 33V36H184V34ZM191 33V32H190ZM190 33H186V34H190ZM193 33H195V31L193 32ZM203 33V32H202ZM205 33V32H204ZM210 33V32H209ZM226 33H227V35L229 36L230 34H228V32L226 31ZM236 33V32H235ZM234 33V34H235ZM241 33V32H240ZM57 34V33H56ZM84 34V35H85ZM89 34V33H88ZM87 34V35H88ZM101 34V33H100ZM124 34H125V32H124ZM164 34H166L165 32H164ZM201 34V33H200ZM219 34V33H218ZM239 34V33H238ZM53 35H55V34H53ZM52 35V36H53ZM74 35H75V37L77 36L76 35V33H74ZM74 35H73V38H72V36H71V38L72 39H74ZM83 35V36H84ZM120 35V34H119ZM118 34H117V37L119 36ZM179 35V34H178ZM190 35H192V34H190ZM195 35V34H194ZM207 35L208 34H206V37H207ZM222 35V34H221ZM250 35V34H249ZM51 36V37H52ZM60 36V35H59ZM67 36V35H66ZM83 36H81V37H83ZM91 35H89V37H90ZM93 36H94V34H93ZM98 36V35H97ZM97 36H94V38L95 37H97ZM104 36V35H103ZM115 36V35H114ZM120 36H122V35H120ZM120 36H119V38H120ZM126 36L128 37V33L126 34ZM132 36H134L133 34H132ZM137 36V35H136ZM161 36V35H160ZM177 36V35H176ZM198 36H199V34H198ZM210 36V35H209ZM232 36V35H231ZM50 37V38H51ZM55 37H57L56 35H55ZM69 37H70V35H69ZM85 37H86V35H85ZM84 37V38H85ZM92 37V36H91ZM99 37H100V35H99ZM107 37V36H106ZM113 37V36H112ZM125 37V36H124ZM126 37V38H127ZM135 37V36H134ZM166 37V36H165ZM175 37V36H174ZM179 37V36H178ZM190 37L191 36H189L188 37V39L189 40H191L190 39ZM216 37V36H215ZM225 37H226V35H225ZM244 37H246V36H244ZM251 37V36H250ZM50 38H49V40H47V41H51L50 40ZM53 38V37H52ZM59 38V37H58ZM64 37H62V39H63ZM77 38V37H76ZM87 38V37H86ZM98 38V37H97ZM103 38H105V36L104 37H102L101 36V39H103ZM115 38V37H114ZM123 38V37H122ZM121 38V39H122ZM129 38V37H128ZM127 38V40L126 41H128V42H130V44L132 43L129 39ZM187 38V37H186ZM196 39H197V37H195ZM194 38V39H195ZM201 38H203L202 40H204V37H203V35H202V37ZM217 38V40H219V37H216ZM252 38H253V36H252ZM251 38V39H252ZM56 39V38H55ZM54 39V40H55ZM59 39H61V38H59ZM59 39H56V40H59ZM61 39V41H63ZM65 39V38H64ZM69 39V38H68ZM100 39V38H99ZM106 39V38H105ZM118 39V38H117ZM117 39H116V43L118 44V41H117ZM182 39H184V38H182ZM210 39H211V37H210ZM227 39V38H226ZM241 39V38H240ZM53 40V41H54ZM78 40V39H77ZM83 40V39H82ZM85 40V39H84ZM83 40V41H84ZM95 40H96V38H95ZM104 40V39H103ZM112 40V39H111ZM123 40V39H122ZM131 40H134L135 41V39H131ZM185 40V39H184ZM236 40V39H235ZM254 40V39H253ZM252 40V41H253ZM261 40V39H260ZM70 41V40H69ZM76 41V40H75ZM79 41V40H78ZM77 41V42H78ZM82 41V42H83ZM98 41V40H97ZM101 41V40H100ZM113 41V40H112ZM181 41H183V40H181ZM196 41H199V39L198 40H196ZM220 41V40H219ZM230 42L232 41V40H229ZM264 41V40H263ZM58 43H60L59 41H57ZM81 42V43H82ZM86 42H87V40H86ZM89 42V41H88ZM87 42V43H88ZM91 42H92V40H91ZM99 42V41H98ZM104 42H105V40H104ZM106 42H107V40H106ZM185 42H186V40H185ZM195 42V41H194ZM204 42H206V41H204ZM204 42L202 43V44H204ZM209 42H210V40H209ZM214 42H216L215 40H214ZM213 41H212V43H214ZM218 42V41H217ZM216 42V43H217ZM222 42H223V44H224V40H222ZM240 42V41H239ZM48 43V42H47ZM47 43H46V45H47ZM49 43H51V42H49ZM58 43H56V44H58ZM66 43V42H65ZM84 43V42H83ZM82 43V44H83ZM100 43V42H99ZM125 43H127V42H125ZM134 43V42H133ZM181 43V42H180ZM188 43L190 44V45H192L193 44V41H192V44L188 41ZM211 43V44H212ZM216 43H214V44H216ZM220 43H221V41H220ZM240 43H243V42H240ZM247 43V42H246ZM45 44V43H44ZM55 44V46H56V52H52L51 51V53H53L52 54V57H49L48 59H46V61H42L41 62V60H40V58H39V60H40V62H38V63H40L41 65H38V63H36V65H35V67L36 66H39L38 67V69H40L41 71H42V74L46 71V70H48L49 68V70H52V72H53V70L54 71H56V74H57V78L58 79H60L59 81H57V83H53V82H49L48 81V79H46L47 81H38L37 79L35 80H33V82H30V83H28L27 85H25L26 87L25 88H23L22 90H23V105H24V109H25V112L24 113H32V111L34 110V109H36V111L39 109V112L41 113V116H42V113H45V112H47V113H59L58 115H60L61 114V108H63V110H65L64 109V107L66 106V109H67V104L69 103L70 104V101H72V100H74V99H78V98H81V100H83L84 99V101L87 103V105H88V103H90V101H92L93 99H95L100 93H102V88H103V86L105 85V84H107L108 83V79L109 78H111V74H113V73H110V72H112V71H110L111 70V68H110V66H109V62L111 63L112 61H110L111 60V58L109 57V58H103L104 60H102V61H99V64H96V63H94L93 65H92V63L90 64V63H88V62H86L85 61V59L84 58H82V57H80L79 59H78V63H73L72 62V60L73 61H75V59L73 58L71 61L70 60H68V58H70V54L69 53H71V52H69L68 54L70 55V56H68L67 55V57L66 56H64L63 54H62V56H64V57H62V56H59V58H57V56H58V53L59 52H63V53H65L61 48V51L59 50V49H57V47H58V45H56ZM62 44V43H61ZM61 44H59V45H61ZM68 44H69V42L67 43V46H68ZM72 44V43H71ZM74 44V43H73ZM72 44V45H73ZM77 44V43H76ZM86 44V43H85ZM84 44V45H85ZM102 44H103V42H102ZM108 44V43H107ZM114 44V43H113ZM117 44H114L115 46L117 45ZM124 44V43H123ZM137 44H138V42H137ZM198 44V43H197ZM206 44V43H205ZM205 44H204V49L205 50H207V48H205ZM208 44H210V43H208ZM207 44V45H208ZM218 44V43H217ZM233 44H234V42H233ZM236 44V43H235ZM244 44V43H243ZM251 44H253V43H251ZM250 44V45H251ZM256 44H258V43H256ZM49 46L51 45V44H48ZM78 45V44H77ZM94 45V44H93ZM97 44H95V46H96ZM126 46H128V44H125ZM125 45H124V50L126 49V47H125ZM142 45V44H141ZM167 45V44H166ZM183 45H186V43H183ZM188 45V44H187ZM195 45H196V42H195ZM213 45V44H212ZM211 45V46H212ZM225 46H226V44H224ZM229 46H231L230 44H228ZM249 45V44H248ZM54 46V44H53V47H55ZM71 46V45H70ZM81 46V45H80ZM89 46H90V42H89ZM94 46V47H95ZM97 46H99V45H97ZM115 46H113V47H115ZM131 46V45H130ZM137 46V45H136ZM178 46V45H177ZM197 46V45H196ZM195 46V47H196ZM220 46H221V44H220ZM223 46V45H222ZM224 46V47H225ZM229 46H227V47H225V49L226 48H230ZM241 46H243L244 47V45H241ZM42 47H43V45H42ZM47 46H45V48H46ZM62 47H63V45H62ZM64 47H65V45H64ZM64 47H63V49H64ZM72 47V46H71ZM74 47V49H75V45L73 46ZM72 47V48H73ZM86 47H88V46H86ZM100 47H104L103 45L102 46H100ZM108 47H110L109 45H108ZM164 47V46H163ZM166 47V46H165ZM199 47V46H198ZM197 47V48H198ZM208 47V46H207ZM217 47H219V45L217 46ZM217 47H213L214 48V50L215 49H217ZM233 46H231V48H232ZM236 47V46H235ZM44 48V47H43ZM42 48V49H43ZM59 48V47H58ZM70 48V47H69ZM77 48V47H76ZM83 48V47H82ZM84 48H85V46H84ZM97 48V47H96ZM119 48H120V46H119ZM118 48V49H119ZM130 48V47H129ZM141 48V47H140ZM209 48L210 49H212V47H208V50H209ZM247 48H248V46H246V50H247ZM87 49H89V48H87ZM86 49V50H87ZM98 49H99V47H98ZM104 49V48H103ZM113 49V48H112ZM111 49V50H112ZM114 49H116V47L114 48ZM113 49V50H114ZM117 49V50H118ZM201 49H202V46H201ZM204 49H202V52H204L205 50ZM234 49V48H233ZM243 49H245V47L243 48ZM242 49V50H243ZM264 49V48H263ZM41 50V49H40ZM44 50V49H43ZM42 50V51H43ZM46 50V49H45ZM57 50H59V52L57 51ZM64 50H66V53H67V51H68V49H64ZM70 51H71V49H69ZM77 50V52H78V48L76 49ZM91 50V49H90ZM97 50V49H96ZM95 50V51H96ZM100 50V49H99ZM110 50V51H111ZM120 51H121V49H119ZM122 50H123V48H122ZM124 50H123V52H124ZM128 50V49H127ZM132 50V48L129 50V51H131ZM167 50V49H166ZM170 50V49H169ZM175 50H176V48H175ZM174 50V48H173V51H175ZM196 50H198V49H196ZM204 50V51H203ZM218 50V49H217ZM222 50V51H221ZM220 51H221V53L223 52V50H224V48L223 49H221ZM227 50V49H226ZM229 50V52L231 53V52H233L232 51V49L230 50V49H228ZM74 51V50H73ZM72 51V52H73ZM98 51V50H97ZM102 51V50H101ZM116 51V50H115ZM115 51H113V52H115ZM129 51H128V53H129ZM140 51V50H139ZM219 51V52H220ZM225 51V50H224ZM237 50H236V48H235V52H236ZM240 51H241V49H240ZM240 51H237V52H240ZM248 51V55L246 54L247 52L245 51V55H247V56H249V61H250V59L251 60H253V62L259 67V69L260 70H258V74H259V72L261 71V72H263V74H264V51L260 48V47H258V46H255V45H253V46H251L250 48H249V50H247ZM61 52V53H62ZM82 52H83V49H82ZM89 52V51H88ZM92 52V51H91ZM100 52V51H99ZM106 52H108V51H106ZM112 52V51H111ZM119 52V51H118ZM123 52H122V54H123ZM131 52H133V54L135 53V50L134 51H131ZM164 52V51H163ZM176 52V51H175ZM174 52V53H175ZM201 52V53H202ZM206 52V51H205ZM209 53H211L210 51H208ZM207 52V54H208V56H209V53ZM212 52H213V50H212ZM234 52V54H232V56L233 55H235V54H237V53H235ZM42 53V52H41ZM74 53V52H73ZM76 53V52H75ZM95 53V52H94ZM98 53V52H97ZM103 53V52H102ZM117 53V52H116ZM116 53H112V54H116ZM125 53H126V51H125ZM124 53V54H125ZM140 53V52H139ZM138 53V54H139ZM142 53V52H141ZM144 53V52H143ZM141 54L142 56L144 55V54ZM161 53H162V51H161ZM179 53H181V52H179ZM223 53H225V52H223ZM222 53V54H223ZM228 53V52H227ZM227 53H225L226 55H227ZM242 53V52H241ZM241 53L239 54V55H241ZM244 53V52H243ZM40 54V53H39ZM39 54H36V55H39ZM72 54V53H71ZM84 54V53H83ZM90 53H88L87 55L89 56L88 58H91L90 57V55H89ZM98 54H100V53H98ZM103 54H105V53H103ZM110 56H111V54H110V52L108 53ZM107 54V55H108ZM118 54V53H117ZM132 54V53H131ZM178 54V53H177ZM206 54V55H207ZM213 54V53H212ZM217 54H218V52H217ZM59 55H60V53H59ZM79 55H81V54H79ZM92 55V54H91ZM94 55V54H93ZM100 55H102V54H100ZM99 55V56H100ZM106 55V56H107ZM114 55H112V59L114 60V59H117V58H113V56ZM130 55V54H129ZM145 55H148L147 53L145 54ZM205 55V54H204ZM224 55V54H223ZM229 55V54H228ZM238 55V54H237ZM40 56V55H39ZM46 56V55H45ZM45 56H43L44 58H46ZM75 56V55H74ZM98 56V55H97ZM96 56V57H97ZM99 56H98V58H99ZM136 56V55H135ZM134 56V57H135ZM141 56V57H142ZM169 56V55H168ZM179 56V55H178ZM41 57V56H40ZM61 57V58H60ZM67 59H66V58ZM76 57V56H75ZM85 57V56H84ZM95 57V56H94ZM93 57V58H94ZM95 57V58H96ZM119 57H120V55H119ZM122 57H123V55H122ZM122 57H120V58H122ZM138 57H140V56H138ZM170 57V56H169ZM174 57V56H173ZM212 57V56H211ZM215 56H213V58H214ZM227 58H229L228 56H226ZM241 57V56H240ZM36 58H37V56H36ZM38 58H37V61H38ZM72 58V57H71ZM97 58V59H98ZM119 58V59H120ZM130 58V57H129ZM133 58V57H132ZM136 58V57H135ZM143 58H146V57H142V59ZM148 58V57H147ZM172 58V57H171ZM170 58V59H171ZM178 58V57H177ZM181 58V57H180ZM180 58H178V60L180 59ZM234 59H238V58H236V56H234L233 57ZM233 58H231V59H233ZM248 58V57H247ZM41 59H42V57H41ZM86 59H87V57H86ZM119 59L118 60H116V61H118L119 62ZM139 59V58H138ZM154 59H155V61H153L154 63H158L159 61L161 62V60L160 59H162V56H161V54L159 53V51L155 54V57H154ZM153 59V60H154ZM174 59V58H173ZM206 59V58H205ZM220 59V58H219ZM223 59V58H222ZM226 59V58H225ZM233 59V60H234ZM242 59H243V56H242ZM245 59V58H244ZM93 60V59H92ZM95 60V59H94ZM130 60V59H129ZM136 60H137V58H136ZM144 60V59H143ZM145 60H147V59H145ZM182 60V59H181ZM217 60V59H216ZM226 60H229V59H226ZM232 60V61H233ZM239 60V59H238ZM139 61L141 62V59H139ZM139 61H137V62H139ZM171 61V60H170ZM210 61V60H209ZM214 61V60H213ZM229 61H231V60H229ZM239 61H242V60H239ZM36 62V61H35ZM77 62V61H76ZM93 62V61H92ZM115 62V61H114ZM134 62V61H133ZM137 62H136V66L138 65V67L140 66V65H143V64H137ZM145 62V61H144ZM160 62H159V64H160ZM182 62V61H181ZM225 63H227L226 61H224ZM223 62V63H224ZM235 62V61H234ZM243 62H245V61H243ZM248 62V61H247ZM252 62V63H253ZM141 63H143V62H141ZM178 63V62H177ZM232 63V62H231ZM249 63V64H248ZM246 65H252V64H250L251 63V61L250 62H248ZM117 64V63H116ZM115 64V65H116ZM147 63H145V65H146ZM159 64H157V65H159ZM179 64V63H178ZM182 64V63H181ZM220 64V63H219ZM228 64V63H227ZM227 64H225V66L227 65ZM234 64V66H232V68L233 67H235V63H233ZM236 64H237V60H236ZM245 64V63H244ZM132 65V64H131ZM134 65V64H133ZM145 65H143L144 66V69H146L145 68ZM149 66H150V64H148ZM147 65V66H148ZM157 65H155V66H157ZM163 65V64H162ZM180 65V64H179ZM229 65V64H228ZM231 65V64H230ZM114 66V65H113ZM117 66V65H116ZM119 66V65H118ZM143 66H140L139 68H137V70L138 69H141ZM146 66V67H147ZM148 66V67H149ZM238 66V65H237ZM236 66V67H237ZM34 67V68H35ZM115 67V66H114ZM122 67V66H121ZM124 68L126 67V66H123ZM133 67V66H132ZM160 67V66H159ZM228 67V66H227ZM239 67H240V65H239ZM238 67V68H239ZM250 67H252V66H250ZM250 67H249V69H250ZM33 68V69H34ZM116 68V67H115ZM131 68V67H130ZM151 68V67H150ZM156 68H158V66L156 67ZM114 69V68H113ZM121 69V68H120ZM133 69V68H132ZM149 69V68H148ZM152 69V68H151ZM160 69H162L161 67H160ZM160 69H157L158 71L160 70ZM228 69V68H227ZM233 69H235L236 70V68H233ZM241 69V68H240ZM239 69V70H240ZM244 69H247V67H245ZM249 69H247L248 70V72H249ZM255 69V68H254ZM116 70H117V68H116ZM126 70V69H125ZM129 70H131V69H129ZM135 70V69H134ZM134 70H132V71H134ZM152 70H154V69H152ZM163 70V69H162ZM162 70H161V72H162ZM234 70V71H235ZM250 70H252V68L250 69ZM4 71V70H3ZM6 71V70H5ZM39 70H37L36 72H38ZM115 71V69L113 70V72ZM119 70H117V75H118V72ZM121 71V70H120ZM124 71V70H123ZM139 71V70H138ZM143 71V70H142ZM142 71L140 72L141 74H139L140 76L141 75H143L142 74ZM255 71V70H254ZM51 72V73H52ZM136 71H134V73H135ZM146 72V71H145ZM151 72V71H150ZM154 72L156 73V71L154 70ZM153 72V73H154ZM236 72H238V69H237V71ZM245 72H246V70H245ZM247 72V73H248ZM257 72V71H256ZM260 72V73H261ZM4 73V72H3ZM39 73V72H38ZM46 73H47V71H46ZM49 73V72H48ZM50 73V74H51ZM148 73V72H147ZM146 73V74H147ZM158 73V72H157ZM160 73V72H159ZM239 73V72H238ZM250 73V72H249ZM5 74V73H4ZM40 74V73H39ZM38 74V76H40ZM50 74H49V76H50ZM145 74V73H144ZM152 74V73H151ZM150 74V76H152ZM235 74V73H234ZM0 75H3L2 73L0 74ZM47 75V74H46ZM130 75V74H129ZM136 75V74H135ZM183 75V74H182ZM243 75H244V72H243ZM256 75V74H255ZM261 75V74H260ZM5 76V75H4ZM31 76V75H30ZM42 76V75H41ZM41 76H40V78H41ZM45 76V75H44ZM43 76V78H45ZM146 76V75H145ZM145 76H143V77H145ZM252 76V75H251ZM51 77V76H50ZM52 77H53V75H52ZM51 77V78H52ZM118 77V76H117ZM117 77H115V78H117ZM134 77H136V76H134ZM139 77V76H138ZM138 77H136L137 79H138ZM148 77V75L145 77V79ZM256 77H258V79H259V75H256ZM262 77H264V76H262ZM5 78V77H4ZM39 78V80H41ZM49 78V77H48ZM57 78H56V80H57ZM114 77L113 78H111L110 80H112V79H115ZM136 78L134 79V80H136ZM140 78V80L141 79H144V78H142V77H139ZM150 78V77H149ZM148 78V79H149ZM155 78H157V74H154V77H152V79H155ZM183 77H181V79H182ZM261 78V77H260ZM26 79V78H25ZM130 79V78H129ZM148 79H147V81H148ZM180 79V80H181ZM220 79V78H219ZM246 79V78H245ZM253 79V78H252ZM251 79V80H252ZM263 79V78H262ZM51 80V79H50ZM118 80V79H117ZM133 80V81H134ZM222 80V79H221ZM231 80V79H230ZM257 80V79H256ZM255 80V81H256ZM27 81V80H26ZM54 81H55V79H54ZM107 81V83H105ZM137 81H139V79L137 80ZM150 81V80H149ZM253 81V80H252ZM219 82V81H218ZM237 82V81H236ZM259 82V81H258ZM257 82V83H258ZM24 83V82H23ZM105 83V84H104ZM131 83H132V81H131ZM140 83V82H139ZM138 82H137V84H139ZM183 83V82H182ZM190 83V82H189ZM192 83H194V82H192ZM220 83V82H219ZM231 83V82H230ZM251 83V82H250ZM111 84V83H110ZM110 84H109V86H110ZM196 84V83H195ZM227 84V83H226ZM253 84V83H252ZM255 84V83H254ZM264 84V83H263ZM9 85V84H8ZM108 85V84H107ZM128 85V84H127ZM140 85H141V83H140ZM139 85V86H140ZM223 85V84H222ZM235 85V84H234ZM130 86V85H129ZM138 86V87H139ZM195 86V85H194ZM220 87H221V85H219ZM6 87H7V85H6ZM5 87V88H6ZM12 87V86H11ZM105 87V86H104ZM137 87V86H136ZM192 87V86H191ZM235 87V86H234ZM3 88V87H2ZM9 89H8V93H9V91L11 90V88L10 87H8ZM186 88V87H185ZM193 88V87H192ZM198 88H199V90L200 89H203V87H199L198 86ZM197 88V89H198ZM225 88V87H224ZM7 89V88H6ZM104 89V88H103ZM106 89V88H105ZM104 89V90H105ZM132 89H135L134 88V84H133V87H132ZM218 89V88H217ZM252 89V88H251ZM137 90V89H136ZM193 90V89H192ZM206 91L208 90V89H205ZM2 91H4V90H2ZM101 91V92H100ZM106 91V90H105ZM135 91V90H134ZM195 91V90H194ZM202 91V90H201ZM200 91V92H201ZM241 91H242V89H241ZM10 92H12V90L10 91ZM21 92V91H20ZM135 92H137V91H135ZM134 92V94H136ZM193 92V91H192ZM204 92V91H203ZM132 93V91H130V94ZM202 93V92H201ZM128 94V93H127ZM133 94V93H132ZM131 94V95H132ZM197 94V93H196ZM177 95V94H176ZM200 95V94H199ZM203 95V97L201 96V101H203L204 99H205V97H207L206 95H207V93H204V94H202ZM215 95H216V92L214 93V95L212 96V100L215 98ZM19 96V95H18ZM103 96H104V93H103ZM102 95H100V97L99 98H101V97H103ZM193 96H195V95H193ZM135 97H136V95H135ZM135 97H134V95H132V97H131V99H135ZM200 97V96H199ZM105 98V97H104ZM263 98V97H262ZM102 99V98H101ZM80 100V99H79ZM257 100V99H256ZM98 101V100H97ZM135 101H136V99H135ZM188 101V100H187ZM192 101V100H191ZM264 101V100H263ZM102 102V101H101ZM101 102H96V103H101ZM104 102V101H103ZM178 102V101H177ZM16 103V102H15ZM83 103V102H82ZM95 103V104H96ZM190 103V102H189ZM68 104V105H69ZM73 104V103H72ZM84 104V103H83ZM95 104L93 105V107L95 106ZM133 104H136V103H134L133 102ZM181 104V103H180ZM183 104V103H182ZM86 105V106H87ZM97 105V104H96ZM129 105H130V101H129ZM199 105V104H198ZM202 105V104H201ZM200 105V106H201ZM75 106H77V105H75ZM98 106V105H97ZM99 106H101V104L99 105ZM98 106V108H100ZM104 106V105H103ZM128 106V105H127ZM132 107L134 106V105H131ZM124 107H126L125 105H124ZM88 109H89V105H88V107H87ZM86 108V109H87ZM95 108H96V106H95ZM102 108V107H101ZM14 109V108H13ZM77 109V108H76ZM126 108H124L123 110H125ZM129 109H130V106H129ZM147 109L148 108H144V107H139L138 109L136 108V110L134 109L132 112H130V113H127L128 115L127 116H125V118L123 119V117H122V119H123V125H120V126H123V128H122V130L118 133V131H119V128H121V127H119L118 126V131L117 130H115V133L117 134H113L112 132V135H114L115 137H114V139L112 140V142H111V145H110V142H108L109 143V146H108V149H107V154H105L104 153V155L103 156H105L106 155V157H104V158H102L101 156L99 157V156H96L95 155V153L96 152H91V153H93V155H95V158H91V156L92 157H94L91 153H89V150H91V148H90V134L91 133H89L88 132V130H85V129H80V127H81V125L79 126L77 123H76V127L74 128V129H71V130H73L72 131V135H70L69 137H68V140H66L65 142L67 143V145L66 146H62L63 148L65 147V151H63L64 153H62L63 154V156H66V154H69V156H70V158L74 161V165L77 167V166H81V167H83V168H85V166H87L86 168V173H82V175H77V176H79L78 177V179L80 178V179H82V181H86V180H88V181H91L92 179H94V181H95V183L93 182L92 184H94V186L92 187V190L90 191L91 193H89V195H90V198L92 197V200H90V202L89 203H87L85 206H84V210H85V212H86V214L85 215H87V217H86V220H85V226L84 227H81L82 228V230L81 231H83V234H82V237H81V239L79 240V244H78V246H77V255L75 254V253H73V255L75 254V257H73V258H71L70 259V257L71 256H69L68 254L66 255V257H67V259H66V263H71V261H72V263L73 264H88V262H89V260L87 259V257L89 258V252L93 249V246H92V243H91V240H90V237H93L94 235H95V233H96V231H97V229H98V227H97V223H98V218H97V216H96V213H97V210L99 209V202H100V199H102V197H103V193H105V191L107 190V187H108V184H110L109 182H110V179L113 177V175H114V173H115V167H116V165H117V163H120L121 162V160L125 157V149H126V146H127V143L131 140V139H133V138H138V139H140V140H142V142H143V145H142V147H141V150H142V153L145 155V156H147V157H149V158H151V159H153L155 162H157V163H159V164H163L168 170H170L171 172H172V170L176 167V165H177V163L179 162V160H180V152L182 151V147L184 146V144L186 143V141H187V139H188V137L190 136V131H191V127H192V123L193 122H195V118H194V115H187L186 117H179V116H175V117H173L172 119H171V121L173 120V119H178L179 118V120H181V122L183 123V128H179V130L178 129H176V128H168V129H166L167 130V132H168V134H170L171 135V137L173 138V140H174V145L172 146V149H170V150H168V149H158V148H154L149 142H148V136L150 135V132H149V130H142V129H140L139 127H138V123L140 122V120L141 119H147L148 121H150V122H152V118L150 117V115H148V112H146V113H143V111L144 110H146L147 111ZM68 110V109H67ZM72 110V109H71ZM92 110H94V108L92 109ZM69 111V110H68ZM77 111H78V109H77ZM98 111V110H97ZM97 111H94V113L95 112H97ZM102 111V110H101ZM180 111V110H179ZM38 112V111H37ZM36 112V113H37ZM90 112V111H89ZM88 112V113H89ZM39 113V114H40ZM81 113H84L83 111L81 112ZM92 113V112H91ZM125 113V114H126ZM150 113V112H149ZM175 114L176 113H179L178 111H176V112H174ZM15 114V113H14ZM13 114V115H14ZM20 114V113H19ZM38 114V115H39ZM98 114V113H97ZM174 114V115H175ZM259 114V113H258ZM48 115V114H47ZM62 115V114H61ZM61 115H60V117H61ZM75 115H77V114H75ZM122 115V114H121ZM177 115V114H176ZM11 116V115H10ZM23 116H24V114H23ZM25 116H26V114H25ZM53 116V115H52ZM56 116V115H55ZM63 116V115H62ZM33 117V116H32ZM38 117V116H37ZM94 117V116H93ZM99 116H97V118H98ZM120 117V116H119ZM19 118V117H18ZM44 118V117H43ZM92 118V117H91ZM15 119V118H14ZM26 119V118H25ZM37 119V118H36ZM45 119V118H44ZM61 118H59V120H60ZM63 119V118H62ZM83 119H84V117H83ZM13 120V119H12ZM43 120V119H42ZM54 120V119H53ZM57 120H58V118H57ZM82 120V119H81ZM158 120V119H157ZM46 121V120H45ZM66 121V120H65ZM73 121V120H72ZM75 121H76V119H75ZM78 121H80V119L78 120ZM77 121V122H78ZM170 121V122H171ZM1 122V121H0ZM15 122V121H14ZM42 122V121H41ZM54 122V121H53ZM60 122V121H59ZM62 122V121H61ZM60 122V123H61ZM83 122V121H82ZM89 122V121H88ZM98 122V121H97ZM122 122V121H121ZM120 122V123H121ZM31 123V122H30ZM44 123H46V122H44ZM55 123V122H54ZM89 123H91V122H89ZM117 123H118V120H117ZM14 124V123H13ZM57 124H59L58 122L56 123V125ZM122 124V123H121ZM153 124V123H152ZM151 124V125H152ZM194 124V123H193ZM256 124V123H255ZM257 124H259V123H257ZM262 124V123H261ZM260 124V125H261ZM264 124V123H263ZM262 124V125H263ZM6 125V124H5ZM19 125V124H18ZM31 125V124H30ZM60 125V124H59ZM68 125V124H67ZM93 125V124H92ZM261 125V126H262ZM32 126V125H31ZM35 126V125H34ZM47 126V125H46ZM58 126V125H57ZM55 127V128H57V129H55V131H59L58 130V127ZM116 126V125H115ZM3 127H5V126H3ZM163 127V126H162ZM257 126L255 125V128H256ZM13 128V127H12ZM61 128V127H60ZM86 128V127H85ZM95 128V127H94ZM115 128V127H114ZM33 129V128H32ZM49 129V128H48ZM51 129V128H50ZM53 129V128H52ZM64 129V128H63ZM221 130L220 129V127H219V125L218 124H216V123H211L210 125H209V127H208V133L210 134V136H211V134L213 133V132H215L216 130ZM262 129V128H261ZM260 129V131H262ZM28 130V129H27ZM54 130V129H53ZM53 130H51V131H53ZM62 130V129H61ZM155 130H156V128H155ZM165 130V129H164ZM163 130V131H164ZM165 130V131H166ZM225 130V129H224ZM224 130H221L220 131V133L221 134H223V135H226V131H224ZM264 130V129H263ZM18 131V129L17 130H11V131H8V136L10 137V139H11V137H13V141H14V138H16V139H18V137H17V132ZM44 131V130H43ZM54 131V132H55ZM65 131V130H64ZM64 131L62 130V134H65L64 133ZM94 131V130H93ZM112 131V130H111ZM164 131V132H165ZM66 132V131H65ZM100 132V131H99ZM152 132V131H151ZM166 132V133H167ZM263 132V131H262ZM262 132H260V134L259 135H261V133ZM28 133V132H27ZM56 133H59V132H55V134ZM95 133V132H94ZM160 132L159 131H155L154 132V135H160L159 134ZM22 134V133H21ZM44 134V133H43ZM53 134V133H52ZM54 134V135H55ZM110 134V133H109ZM162 134H164V133H162ZM209 134H208V136H209ZM31 135V134H30ZM53 135V136H54ZM60 135V134H59ZM111 135V134H110ZM109 135V136H110ZM111 135V136H112ZM259 135H258V137H259ZM20 136V135H19ZM45 136V135H44ZM43 136V137H44ZM57 136V135H56ZM30 137V136H29ZM61 137H63L62 135H61ZM65 137V136H64ZM99 137V136H98ZM155 137V136H154ZM153 137V138H154ZM261 137V136H260ZM259 137V138H260ZM49 138V137H48ZM57 138H58V136H57ZM60 138V137H59ZM113 138V137H112ZM262 138V137H261ZM50 139V138H49ZM63 139H66V137L65 138H63ZM35 140V139H34ZM56 140V139H55ZM59 140V139H58ZM100 140V139H99ZM259 140V139H258ZM36 141V140H35ZM54 141V140H53ZM111 141V140H110ZM146 141V142H145ZM243 141V140H242ZM261 141V140H260ZM8 142H10V140L8 141ZM11 142H12V140H11ZM15 142V141H14ZM30 142V141H29ZM61 142V141H60ZM74 142L76 143V145H74ZM207 146H205L203 149H204V152L203 153H201V155H199L197 158H196V162H193V165H194V163H196V165L195 166H192V168H191V172L190 173H187V176H188V178H186V180H184V181H188V179H189V175H192V178L194 179V177H193V174H192V172L193 173H195L196 174V171L198 172V171H202L203 169L205 170L206 168H208L207 166L209 165V164H212L211 162H213V161H217L218 163H220V164H223L224 163V161H229V154H228V150H229V146L228 147H226V148H224L223 146L222 147H220V146H218V144H216V140L215 139H213V138H207ZM20 143H22V140H21V142ZM19 143V144H20ZM28 143V142H27ZM34 143V142H33ZM242 143V142H241ZM247 143V140H246V142H245V144ZM248 143H250L249 141H248ZM12 144H13V142H12ZM57 144V143H56ZM62 144V143H61ZM262 144V143H261ZM260 143H259V145H261ZM8 145H10V144H8ZM51 145H52V143H51ZM256 146H257V143L255 144ZM259 145H258V147H259ZM2 146V145H1ZM27 146H29V145H27ZM34 146V145H33ZM36 146H37V144H36ZM246 146H248V144L246 145ZM10 147V146H9ZM8 147V154L10 153V148ZM24 147V146H23ZM52 147V146H51ZM57 147H58V145H57ZM25 148H26V146H25ZM59 148V147H58ZM61 148V147H60ZM100 148V147H99ZM104 148V147H103ZM244 148H245V146H244ZM257 148V147H256ZM260 148V147H259ZM16 149H17V147H16ZM24 149V148H23ZM29 149H30V147H29ZM37 149H39V148H37ZM93 149V148H92ZM246 149V148H245ZM253 149V148H252ZM255 149V148H254ZM258 149V148H257ZM27 150H28V148H27ZM40 150V149H39ZM39 150H38V152H39ZM48 150H50V149H48ZM52 150V149H51ZM105 150V149H104ZM261 150H263V149H261ZM12 151V150H11ZM21 151V150H20ZM25 151V150H24ZM35 151V150H34ZM61 151H62V149H61ZM245 151V150H244ZM255 151V150H254ZM259 150H257V152H258ZM26 152V151H25ZM28 152V151H27ZM41 152H42V150H41ZM50 152V151H49ZM246 152V151H245ZM14 153V152H13ZM17 153V152H16ZM30 153V152H29ZM35 153V152H34ZM40 153V152H39ZM38 153V154H39ZM60 153V152H59ZM256 153V152H255ZM259 153V152H258ZM0 154H1V152H0ZM11 154V153H10ZM9 154V155H10ZM45 154V153H44ZM257 154V153H256ZM255 154V155H256ZM264 154V153H263ZM12 155V154H11ZM32 155V154H31ZM40 155V154H39ZM42 155V154H41ZM5 156V155H4ZM13 156V155H12ZM20 156H22V155H20ZM35 156V155H34ZM43 156V155H42ZM62 156V155H61ZM263 156V155H262ZM11 157V156H10ZM16 157V156H15ZM29 157V156H28ZM37 157V156H36ZM45 157H47V156H45ZM54 157V156H53ZM66 157H68V155L66 156ZM99 157V158H98ZM9 158V157H8ZM14 158V157H13ZM59 158V157H58ZM262 158V157H261ZM40 159V158H39ZM43 159V158H42ZM46 159V158H45ZM63 158L61 157V159H60V161L62 160ZM68 159V158H67ZM247 159V158H246ZM249 159V158H248ZM259 159V158H258ZM1 160V159H0ZM20 160V159H19ZM22 160V159H21ZM254 160V159H253ZM7 161V160H6ZM10 161L11 160H9V162L8 163H10ZM38 161H40V160H38V158H37V163H38ZM51 161V160H50ZM63 161V160H62ZM64 161H66L65 159H64ZM70 162H71V160H69ZM84 161V162H83ZM48 162V161H47ZM47 162H46V160H41V168L42 169H46V166H48L47 165ZM66 162H68V161H66ZM207 162H208V164H207ZM230 162V161H229ZM261 162V161H260ZM264 162V161H263ZM262 162V163H263ZM65 163V162H64ZM64 163H62V165L64 164ZM207 165H206V164ZM249 163V162H248ZM261 163V167H259L258 166V168H256L255 169V171L253 172V174H252V172H251V174H252V176H251V178L250 177H248V178H250L251 180L248 182V180L249 179H247L246 180V177L243 179L244 180V184H247V183H245V182H248V184L247 185H245V187H244V185L242 184L241 185V183H240V187L241 186H243L244 188H246L245 189V192H243L244 194L241 196L240 194V199L237 197V199L238 200H236V203L234 204V205H239V207H240V209L239 210H237V211H233V208L230 206L229 207V205L227 206V207H229L231 210L230 211H228V209H227V211H226V213H224L225 214V216H224V218H223V220L221 221V222H223L221 225H220V227H219V230L216 232V234H218L220 237H218V238H216V239H214V240H212L209 244H208V240H209V238L207 237L206 238V240H205V237H203L204 236V234H205V232L207 231L206 229H208L209 228V226H208V223H209V221H210V216H211V214H209V213H212L211 211L212 210H208V208H206V209H203V210H199V211H194V212H192L191 210H187V209H183V207L181 208V205L183 204V203H185L186 204V201L188 200V198H187V192H184L186 189H188V188H186V186H187V184H188V182L186 183V182H184V183H186V185H184V187L182 188L183 189V192L184 193H180V195L178 196V201H177V205H176V213L175 214H173V213H171L169 216H167V217H165V218H163V220L161 221V227H162V234L158 237V240H157V243H156V245L154 246V248L156 247V246H159V245H164V247L163 248H153L154 249V251L152 250V254H151V256H150V259L147 261L146 260V264H199V260L201 259V257H202V255H203V253H204V251H208L209 250V252L207 253V256L205 255V259H204V261H202L203 263H200V264H210V262H213L214 260L215 261H219V259L221 258H224V256H225V258H227L226 257V255H229V257L231 258V256H232V258L233 257H235V261H236V263L235 264H264L263 263V261H264V258H262V257H264V246H262V245H264V244H262V245H259L260 244V242H262V241H260L259 242V244L257 243V240H258V238L260 239V235H258V237H255V236H257V233H258V231L257 230H259V232L260 233H262L260 230H262V229H264V227H262L263 226V223H261L262 224V229H260L261 227L257 224V226H254V225H256V224H254L253 223V219H255L254 217H257V215H255L254 217H253V215H254V213H257V212H254L255 210H253L254 208L253 207H257V206H254L255 205V203H257L256 201H258L259 203L258 204H260L261 206L263 205V204H261V201H262V203H263V200L261 199L262 198V195H264V180H262V178L264 177V163L262 164ZM24 164V163H23ZM51 164V163H50ZM49 164V165H50ZM72 164V163H71ZM85 164V166H82V165H84ZM188 164V158H185V160H183V163H182V168L178 171V173L174 176V178H173V182H172V191H174V190H177V189H175L176 187H177V183H178V181H179V179H180V174L182 173V171H183V169H184V167L186 166ZM15 165H16V163H15ZM73 165V164H72ZM51 166V165H50ZM59 166H60V164H59ZM74 166V167H75ZM118 166V165H117ZM250 166V165H249ZM28 167V166H27ZM63 167V166H62ZM61 167V169H63ZM67 167H68V165H67ZM67 167H65V168H67ZM70 167V166H69ZM58 168H60V167H58ZM65 168H64V170H65ZM117 168V167H116ZM230 168H232V167H230ZM9 169V168H8ZM11 169H12V167H11ZM14 169V168H13ZM193 169H194V171H193ZM222 169V168H221ZM24 170V169H23ZM22 170V171H23ZM47 170V169H46ZM75 170V169H74ZM203 170V171H204ZM232 170V169H231ZM247 170V169H246ZM11 171V170H10ZM66 171H68V170H65L64 172H66ZM76 171H77V174H78V170L76 169ZM85 171V170H84ZM206 171V170H205ZM13 171H11V173H12ZM27 172V171H26ZM53 173H54V171H52ZM61 172V171H60ZM62 172H63V170H62ZM60 173V174H56L55 176L52 174V176H54L55 177V181H57V186H59V185H62V183L66 180V179H75V178H77V176H75V175H73V176H69V175H66V174H64V173ZM80 172V171H79ZM83 172V171H82ZM232 172V171H231ZM244 172V171H243ZM11 173H10V175H11ZM56 173V172H55ZM54 173V174H55ZM75 173V172H74ZM200 173V172H199ZM201 173H203V172H201ZM245 173V172H244ZM248 173H249V171H248ZM18 174H19V172H18ZM220 174V173H219ZM251 174H248V175H251ZM260 174H262V176L263 177H261V175ZM202 174H199V176H201ZM232 175V174H231ZM244 176L246 175V174H243ZM9 176V175H8ZM23 176V175H22ZM29 176V175H28ZM41 176H42V174H41ZM43 176H45V175H43ZM42 176V178H44ZM198 176V175H197ZM208 176V175H207ZM222 176V175H221ZM228 176V171L226 172V174H225V177H226V179L228 178L227 177ZM20 177V176H19ZM26 177V176H25ZM38 177V176H37ZM31 178V177H30ZM197 178V177H196ZM200 178V177H199ZM230 178V177H229ZM261 178V179H260ZM21 179V178H20ZM73 179V180H74ZM201 179V178H200ZM224 179V178H223ZM240 179V178H239ZM264 179V178H263ZM8 180H10V179H8ZM22 180V179H21ZM24 180V179H23ZM39 180V179H38ZM190 180H192L191 178H190ZM198 180V179H197ZM230 180V179H229ZM238 180V179H237ZM18 181V180H17ZM25 181V180H24ZM24 181H20V182H24ZM27 181V180H26ZM78 181V180H77ZM80 181V180H79ZM78 181V182H79ZM81 181V182H82ZM3 182V181H2ZM10 182H12V180L10 181ZM192 182H194L193 180H192ZM208 182V181H207ZM238 182H240V181H238ZM242 182V181H241ZM8 183V182H7ZM50 183V182H49ZM65 183V182H64ZM210 183V182H209ZM215 183V182H214ZM17 184V183H16ZM45 184H47V183H45ZM239 184V183H238ZM2 185V184H1ZM49 185V184H48ZM67 185V184H66ZM39 186V185H38ZM47 186V185H46ZM55 187H56V184L54 185ZM68 186V185H67ZM72 186H74V185H72ZM183 186V185H182ZM189 186V185H188ZM59 187H61V186H59ZM190 187H191V185H190ZM192 187H194V186H192ZM197 187V186H196ZM242 187V188H243ZM0 188H1V186H0ZM15 188V187H14ZM29 188V187H28ZM186 188V189H185ZM195 188V187H194ZM10 189V188H9ZM36 189V188H35ZM43 189V188H42ZM57 189V188H56ZM185 189V190H184ZM189 189H191V188H189ZM211 189V188H210ZM227 189V188H226ZM238 189H240V188H238ZM12 190H13V187H12ZM68 190V189H67ZM70 190V189H69ZM214 190V189H213ZM242 191H243V189H241ZM60 191V190H59ZM188 191V190H187ZM66 192V191H65ZM181 192V191H180ZM58 193V192H57ZM75 193V192H74ZM202 193V192H201ZM242 193V192H241ZM3 194V193H2ZM70 194V193H69ZM15 196H16V194H14ZM64 195V194H63ZM198 194H196V196H197ZM239 195H237V196H239ZM23 196V195H22ZM101 198H100V197ZM235 196V195H234ZM10 197V196H9ZM14 198V197H13ZM89 198V199H90ZM99 198V199H98ZM194 198H195V196H194ZM206 198V197H205ZM212 198V197H211ZM202 199V198H201ZM23 200V199H22ZM27 200V199H26ZM25 200V201H26ZM198 201V200H197ZM210 202V199L208 200H206V202ZM14 202V201H13ZM199 202H200V200H199ZM209 202H208V204H207V206L208 205H211V203H212V199H211V203L209 204ZM235 202V201H234ZM255 202V203H254ZM12 203V202H11ZM214 203V202H213ZM212 203V204H213ZM21 204V203H20ZM29 204V203H28ZM254 204V205H253ZM200 205V204H199ZM204 205V203L202 204V206ZM259 205V206H260ZM32 206H33V204H32ZM182 206H184V205H182ZM215 206V205H214ZM214 206H213V208H214ZM264 206V205H263ZM27 207V206H26ZM30 207V206H29ZM186 207V206H185ZM210 207V206H209ZM235 207V206H234ZM13 208V207H12ZM235 208H237V207H235ZM261 208V207H260ZM263 208V207H262ZM25 209V208H24ZM15 210H17V209H15ZM260 210H262V209H260ZM260 210H258V211H260ZM218 211V210H217ZM224 211V212H225ZM264 211V210H263ZM16 212V211H15ZM15 212H13V213H15ZM183 214H182V213ZM216 212V211H215ZM29 213V212H28ZM179 213H181L182 215L179 217ZM192 213H197L196 215H192ZM200 213H201V216H200ZM214 213V212H213ZM264 213V212H263ZM217 214V213H216ZM17 215H18V213H17ZM217 216V215H216ZM258 216H259V219L261 220H263V218H261L260 217V215H259V213H258ZM263 216V215H262ZM17 217V216H16ZM264 217V216H263ZM213 218V217H212ZM9 219V218H8ZM258 218H256L255 220H257ZM191 220V223H193V225L192 226H189L188 227V232L186 231V232H184V230H187V223L189 222ZM261 220V221H262ZM65 221V220H64ZM257 221H259V220H257ZM16 222V221H15ZM22 222H24L23 221V218H22ZM256 222V221H255ZM264 222V221H263ZM190 223V222H189ZM196 223H197V225H196ZM252 223L254 224V225H252ZM199 224V225H198ZM220 224V223H219ZM23 225V224H22ZM207 226H208V228H207ZM219 226V225H218ZM169 227V228H168ZM168 229H172V235L169 233V235H171L172 237L170 238V241L169 240H167V235H166V231L168 230ZM211 229V228H210ZM57 230V229H56ZM60 230V229H59ZM169 230V231H170ZM216 231V230H215ZM62 232V231H61ZM257 232V233H256ZM186 233H187V235H186ZM210 233V232H209ZM62 234L64 235V232H62ZM61 234V235H62ZM256 234V235H255ZM259 234V233H258ZM60 235V236H61ZM66 235V234H65ZM207 235V234H206ZM264 235V234H263ZM161 236H163V237H161ZM231 236V237H230ZM233 236V237H232ZM260 236V237H259ZM62 237V236H61ZM64 237V236H63ZM184 237H185V239H184ZM65 238V237H64ZM64 238H62V239H64ZM202 238H204V239H202ZM257 238V239H256ZM262 238V240L264 239V236L263 237H261ZM201 240H204L203 242L201 241ZM28 242V241H27ZM168 242H170V243H168ZM168 243V244H167ZM4 244V243H3ZM210 248L212 249L211 251H210ZM68 249V248H67ZM65 250V249H64ZM67 251L68 250H66V253H67ZM2 252V251H1ZM5 253V252H4ZM206 254V253H205ZM3 255V254H2ZM14 255H15V253H14ZM72 255V254H71ZM61 256H64V255H61ZM9 257V256H8ZM12 257L13 258H11V257H9L10 259H8V258H6V257H3V256H1L0 255V264H11L12 263V260L14 261V256L12 255ZM81 257V258H80ZM210 257V258H209ZM55 258V257H54ZM64 258V257H63ZM229 258V259H230ZM16 259V258H15ZM91 260H93V262H91V264H100L99 262H97L96 261V259H95V257H91L90 258ZM228 259H226V261H227ZM231 260V259H230ZM234 260V259H233ZM214 261V262H215ZM223 261V260H222ZM232 261V260H231ZM172 262V263H171ZM224 262V261H223ZM229 262V261H228ZM227 262V263H228ZM262 262V263H261ZM222 263V262H221ZM225 263V262H224ZM231 263V262H230ZM20 264H50L49 262H40V261H37L36 263H34V259H32V258H29V257H24L23 258V261L20 263ZM217 264H219V263H217Z\"/></svg>",
    "mask_w": 264,
    "mask_h": 264
},
{
    "label": "built area",
    "instance_id": "obj_3",
    "mask_svg": "<svg viewBox=\"0 0 264 264\" xmlns=\"http://www.w3.org/2000/svg\"><path fill=\"white\" fill-rule=\"evenodd\" d=\"M138 127L148 130L150 122L143 118ZM178 127L183 128V123ZM142 145L138 138L127 143L118 173L99 202L88 264L91 257L100 264H146L161 234V221L174 211L172 182L180 164L171 172L148 159ZM242 162L243 155L237 153L234 164Z\"/></svg>",
    "mask_w": 264,
    "mask_h": 264
},
{
    "label": "crops",
    "instance_id": "obj_4",
    "mask_svg": "<svg viewBox=\"0 0 264 264\" xmlns=\"http://www.w3.org/2000/svg\"><path fill=\"white\" fill-rule=\"evenodd\" d=\"M62 2V0H0V53L6 55L7 59L14 65L21 64L33 46L38 45L61 20ZM220 105V102H214L208 109L207 103L206 108L198 113L199 125L204 114L207 113L203 128L209 118L210 124L216 123L224 127L227 134H246L248 131V123L245 120L247 115H242L241 121L238 123L235 120L237 115L234 111L232 113H215V109ZM158 110L156 108L154 113H148L152 118V122L149 121L150 128L148 130L150 134L156 130L160 132L157 138H150V144L154 148L165 149L163 140L168 132L163 127L173 117L183 118L188 113H176V115L175 113H158ZM180 122L181 120L176 121L177 125ZM210 124L206 126L205 133ZM189 145L188 141L181 149L184 150ZM147 158L154 161L149 157Z\"/></svg>",
    "mask_w": 264,
    "mask_h": 264
}]
</instances>
